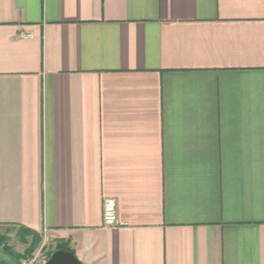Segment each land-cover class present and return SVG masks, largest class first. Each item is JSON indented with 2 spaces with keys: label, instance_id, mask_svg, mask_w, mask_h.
<instances>
[{
  "label": "crops",
  "instance_id": "obj_1",
  "mask_svg": "<svg viewBox=\"0 0 264 264\" xmlns=\"http://www.w3.org/2000/svg\"><path fill=\"white\" fill-rule=\"evenodd\" d=\"M5 226L84 264H264V0H0Z\"/></svg>",
  "mask_w": 264,
  "mask_h": 264
},
{
  "label": "rangeland",
  "instance_id": "obj_2",
  "mask_svg": "<svg viewBox=\"0 0 264 264\" xmlns=\"http://www.w3.org/2000/svg\"><path fill=\"white\" fill-rule=\"evenodd\" d=\"M2 236L4 239L2 241L0 240V257L2 259L10 258L15 262V264H17L15 257H13L9 252H6L4 246H9L15 252L24 253L34 242V237L31 234H28L23 229L14 226H5L0 228V237ZM39 252L49 258L54 252V247L52 244H45L41 239L32 254L19 259L18 263L21 260L30 258Z\"/></svg>",
  "mask_w": 264,
  "mask_h": 264
},
{
  "label": "built area",
  "instance_id": "obj_3",
  "mask_svg": "<svg viewBox=\"0 0 264 264\" xmlns=\"http://www.w3.org/2000/svg\"><path fill=\"white\" fill-rule=\"evenodd\" d=\"M117 224H119L117 200L115 198H107L104 201V225L109 227ZM48 259V257L39 252L30 258L21 260L19 264H46Z\"/></svg>",
  "mask_w": 264,
  "mask_h": 264
},
{
  "label": "water",
  "instance_id": "obj_4",
  "mask_svg": "<svg viewBox=\"0 0 264 264\" xmlns=\"http://www.w3.org/2000/svg\"><path fill=\"white\" fill-rule=\"evenodd\" d=\"M0 264H12L4 259L0 260ZM46 264H84L75 253L65 250L57 249L49 257Z\"/></svg>",
  "mask_w": 264,
  "mask_h": 264
},
{
  "label": "trees",
  "instance_id": "obj_5",
  "mask_svg": "<svg viewBox=\"0 0 264 264\" xmlns=\"http://www.w3.org/2000/svg\"><path fill=\"white\" fill-rule=\"evenodd\" d=\"M23 229H24V231L26 233L31 234L34 237L33 244L24 253L15 252L9 246H7V247L4 246V249L6 250V252H9L13 257H15L17 263H18L19 259H21L23 257H26V256H29L30 254H32V252L37 248L39 241H41V239H42V236L38 232H36V231H34L32 229H29V228H23ZM3 239H4L3 236L0 237L1 241ZM59 248L60 249H65V250H69V249H67L66 247H63V246H61ZM71 252H73V251H71Z\"/></svg>",
  "mask_w": 264,
  "mask_h": 264
},
{
  "label": "flooded vegetation",
  "instance_id": "obj_6",
  "mask_svg": "<svg viewBox=\"0 0 264 264\" xmlns=\"http://www.w3.org/2000/svg\"><path fill=\"white\" fill-rule=\"evenodd\" d=\"M0 260H2L1 257H0Z\"/></svg>",
  "mask_w": 264,
  "mask_h": 264
}]
</instances>
